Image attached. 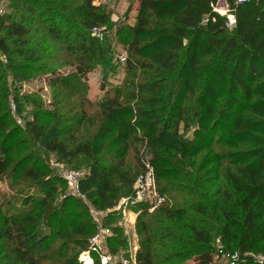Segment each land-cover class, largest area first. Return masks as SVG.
Here are the masks:
<instances>
[{"label": "trees", "instance_id": "trees-1", "mask_svg": "<svg viewBox=\"0 0 264 264\" xmlns=\"http://www.w3.org/2000/svg\"><path fill=\"white\" fill-rule=\"evenodd\" d=\"M135 1L134 24L119 27L117 35L129 37L125 70H145L142 86L151 96L139 97V104L147 108L138 106L135 111L124 104L136 99L131 92L117 93L101 103L105 126L99 137L103 140L115 132L114 144L119 147L112 151L109 163L104 162L105 155L97 157L99 150L93 151L86 145L76 147L75 152L95 160V169L91 168L88 176L79 182L81 193L99 211L130 195L142 165L138 162L132 180L122 168L132 136L142 130L157 189L167 202L151 214L141 212L137 216L136 264H165L173 258L170 249L175 250L189 239L194 244L208 246L213 235L219 236L226 247L224 251L238 250L242 254L261 251L259 247L264 244V0L241 3L224 0L228 15L235 20L233 26L228 25L227 16L213 11L219 0ZM95 2L10 0L13 15H0V55L7 60L4 67L0 63V71L3 67L14 80L27 81L35 72L34 64L43 58L46 65L49 47L58 45L72 59L69 62L76 78L85 80L96 63L107 62L108 50L91 36V31L109 24V14ZM33 27L40 29L43 38L37 37ZM143 39L146 43L142 45ZM61 81L55 77L53 84ZM158 90L161 93L152 96ZM5 92L2 83L0 176L7 173L12 142H18L17 127L2 103ZM186 96L191 105L187 109L181 105ZM40 107L36 106L24 123L25 132L35 141L43 140L50 124L57 119L50 114L45 119ZM173 110L177 112L173 114ZM184 116H189L190 125L196 127L192 140L178 136ZM172 118H176L174 127L168 133L167 122ZM219 145L224 147L215 150L213 146ZM44 148L55 153L58 161L73 155L57 139L47 142ZM168 148L174 150L172 170L166 169ZM205 148H209L207 155L192 160ZM18 172L23 179L43 185L44 191L42 197L26 196L23 209L17 213H1L0 204V264H40L42 253L44 259L54 242L61 239L65 243L71 235L75 237L76 251L72 255L73 263L66 264H81L77 257L86 250L95 232L91 218L87 220L86 216L76 214L75 203L81 200L66 196L56 204L58 196H65L66 185L61 177L50 179L47 169L26 165ZM160 179H163L161 184ZM219 179L221 184L215 185ZM168 194L172 195L174 205L171 210ZM120 216L113 211L103 220L104 226L113 230V237L107 243L112 255L127 247L124 230L114 226ZM179 230H186L188 236L185 238ZM61 246V250L64 246L67 250V245ZM193 260L195 264H211L212 249H205ZM237 264H264V261L249 256Z\"/></svg>", "mask_w": 264, "mask_h": 264}, {"label": "rangeland", "instance_id": "rangeland-1", "mask_svg": "<svg viewBox=\"0 0 264 264\" xmlns=\"http://www.w3.org/2000/svg\"><path fill=\"white\" fill-rule=\"evenodd\" d=\"M95 4L101 6L102 9L109 14V24L101 26L94 34H91V36H94L99 42L104 44L108 50L106 56L107 62L96 63L85 80L80 81L76 78L74 73L75 70L69 62L72 59L70 56L66 55L57 44V47H49L46 65L42 58L41 61L34 64L35 72L30 79L22 82L14 80L9 71L3 68L7 65V60L5 56L0 55V63L3 66L0 71V85L3 83L6 90V98L2 99V103L4 108L11 113L13 122L17 127L18 140V142L13 141L11 144L12 151L7 158V173L0 176V204L2 206L0 207L1 213L3 214L17 213L18 210H22L23 208L21 207L24 205L23 199L26 196L42 197L44 191L43 185L29 179H23L19 174L18 169L20 170L23 166L29 165L33 168L47 169L50 171V179L54 178V176L63 179V172L65 170H71V168H76L72 170H81L88 176L90 169H95V160H93V157L89 158L75 152L74 150L79 145H86L93 151L99 150L97 157L101 154L105 155L106 160H104V162L109 163V159L112 158V151L119 147V144H114L116 139L115 132L106 135L103 140L99 137L105 126V122L100 114V106L105 99L113 98L117 93L127 94L131 92V95L136 97V99L125 102L124 104L128 105V108L133 111L138 109V106L142 109L147 108L145 105L139 104L137 100L139 97L147 99V97L151 96V94L145 90V86H142L146 80L145 78L143 79V77H145L147 72L140 69H134L131 72L125 70V60L128 54L127 41H129V37L125 34L122 36L117 35L119 27H128L134 24L137 9L136 1L96 0ZM9 6L10 0L3 4V14L7 13L12 16L13 13ZM215 8L220 13H224L227 8L226 3L218 1ZM33 30L37 37L43 38V33L39 28L33 27L32 31ZM142 42V45L146 43V39H143ZM48 68L50 69L48 70ZM55 77L61 79V83L53 84ZM159 82L160 81H157V83ZM160 93L161 92L158 90V93L152 96L156 97ZM175 94L178 95L177 92H174V95ZM188 98L189 97L186 96V99L181 103L182 107L186 109L191 106ZM220 98L223 99V95H221ZM38 105L41 106L40 108L43 110L45 119H47L45 115L48 114L57 116L56 121L50 124V129L41 141L32 139L28 133L25 132L24 126L25 121L30 119ZM156 107H160V104H156ZM176 112V110H173V114ZM164 117H166V114H164ZM125 119V121L128 122V118ZM175 119L176 118H172L170 123L167 122L168 133L172 132ZM189 119V116H184L183 120L179 123L178 136L180 139H193L192 132L196 127L193 124L190 125ZM218 136L219 134L215 136L214 141L217 140ZM132 137L133 138L130 140L131 147L124 158V165L122 168V171H125L131 180L136 175L138 162L140 163L145 155L151 160L147 139L142 140V130L136 131ZM53 139H57L58 142L64 144L66 150L70 151L73 155H70L65 161H58L59 158L55 153L47 151L44 148V145ZM213 147L215 150H221L224 146L219 145ZM166 150V169L172 170L173 167L170 166V161L174 157V150L170 148ZM208 151L209 148H205V150L197 156H193L192 160L199 159L203 157L204 154L207 155ZM57 164L59 165L58 167L56 166ZM10 173H12V177ZM159 183H163V179H160ZM218 184H221L220 179L215 182V185ZM167 196L169 198L168 209L171 210L174 208L171 198L172 195L168 194ZM70 197L81 200L75 203L77 204L76 206H78L75 210L76 214L86 216L87 220L91 218L93 222L90 211L99 210L91 205L87 199L86 202H84V200L78 197ZM121 198L123 197L117 199L113 207L105 211H99L103 212L102 217H105L109 212H116ZM62 199L63 196H58L55 199V203L60 204ZM32 209L34 213L36 211V205L32 206ZM129 210L136 212L137 208H130ZM160 217H163V215ZM81 221L84 220H79L78 224L81 223ZM119 223L122 224L124 228L123 234L126 237V241L132 244L133 241L137 239L133 237V231L130 227H126L123 224L121 216L114 221V224L117 226ZM171 223H173V221H171ZM55 225L57 224L55 223ZM177 225L179 224H175V226ZM178 232L183 233L185 238L188 236L186 230H179ZM74 239L75 237L71 235L70 239L65 243L61 239L54 242L50 250L45 253L44 259L42 253L40 264L73 263L72 255L74 251H76V249L73 248ZM61 245H67V250H65V246L64 249L61 250ZM182 246L185 247L181 248ZM207 248H211L213 251L214 260L211 264H225L215 259V253L218 249H226L217 235H213L208 246L194 244L190 242V239L186 240L184 244L177 247L175 250H169L173 258L165 264H195L193 257L198 256ZM57 249H59L60 252L57 251ZM126 249H128V243ZM259 249L261 251L256 253L248 252L242 254L238 250L235 251L239 253V262L249 256H252L253 260L260 262L264 261V244L261 245ZM58 253H60V255H58ZM81 258L82 256L80 253L77 257V261L80 263L83 260Z\"/></svg>", "mask_w": 264, "mask_h": 264}, {"label": "built area", "instance_id": "built-area-1", "mask_svg": "<svg viewBox=\"0 0 264 264\" xmlns=\"http://www.w3.org/2000/svg\"><path fill=\"white\" fill-rule=\"evenodd\" d=\"M9 0H0V15H3V4ZM244 0H238V3ZM216 6V5H215ZM227 7V5H226ZM214 12L221 16H227L228 25L233 26L235 20L232 15H228L229 11L226 8L224 13H220L216 8ZM97 29H93L91 34ZM142 169L141 172L135 177L130 195L121 198L117 211L121 214V219L126 227H130L133 231V237L137 238L135 233V220L141 212L148 214L153 213L158 208L165 205L167 198L161 194L157 189L155 170L151 161L147 155L141 159ZM59 166L58 164L56 165ZM86 176V173L81 170H65L63 172V179L66 185V196L78 197L86 202V197L79 189V182ZM130 208H137L136 212H132ZM91 217L95 225V232L88 240L86 250L81 252L82 258L84 256L90 261L91 264H136V252L138 249L137 239L132 244L128 243V249L121 251L115 255H112L108 251V240L113 237V230L110 227H106L103 224V212L91 210ZM114 226H117L114 224ZM123 230L122 224L118 225ZM239 253L237 251H224L218 249L215 253V259L224 262L225 264H237L239 262ZM85 264V261H81Z\"/></svg>", "mask_w": 264, "mask_h": 264}, {"label": "bare ground", "instance_id": "bare-ground-1", "mask_svg": "<svg viewBox=\"0 0 264 264\" xmlns=\"http://www.w3.org/2000/svg\"><path fill=\"white\" fill-rule=\"evenodd\" d=\"M81 259H83L84 261H85V264H91L90 263V261L87 259V257L86 256H84L83 258H81Z\"/></svg>", "mask_w": 264, "mask_h": 264}, {"label": "water", "instance_id": "water-1", "mask_svg": "<svg viewBox=\"0 0 264 264\" xmlns=\"http://www.w3.org/2000/svg\"><path fill=\"white\" fill-rule=\"evenodd\" d=\"M220 2H222V3H225V1L224 0H219Z\"/></svg>", "mask_w": 264, "mask_h": 264}]
</instances>
